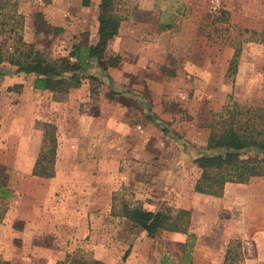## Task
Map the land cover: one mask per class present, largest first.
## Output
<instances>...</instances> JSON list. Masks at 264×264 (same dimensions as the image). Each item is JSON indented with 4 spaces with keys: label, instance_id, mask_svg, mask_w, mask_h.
<instances>
[{
    "label": "rangeland",
    "instance_id": "1",
    "mask_svg": "<svg viewBox=\"0 0 264 264\" xmlns=\"http://www.w3.org/2000/svg\"><path fill=\"white\" fill-rule=\"evenodd\" d=\"M83 1L0 0L1 51L12 52V26L46 60L76 64L70 53L96 43L100 15V0ZM118 8L109 62L86 60L67 93L34 89V74L0 64V264H225L228 247L236 257L227 264H264V177L224 200L194 190L193 163L216 154L207 141L227 104L264 110V41L252 35L263 29L264 0ZM52 141V176L33 175ZM258 194L259 210L250 203ZM163 204L189 211L187 234L148 238L123 217L125 205ZM238 231L243 239H230Z\"/></svg>",
    "mask_w": 264,
    "mask_h": 264
},
{
    "label": "trees",
    "instance_id": "2",
    "mask_svg": "<svg viewBox=\"0 0 264 264\" xmlns=\"http://www.w3.org/2000/svg\"><path fill=\"white\" fill-rule=\"evenodd\" d=\"M121 1L100 0L97 41L93 46L85 48L84 55L79 52V48L70 53V58H74L77 65L67 60L59 62L46 60L40 52L25 43L12 26L8 31L9 38L13 41L12 52L0 49V64L7 62L15 66L17 72L34 74L33 87L37 90L52 89L67 93L69 89L79 87L80 79L75 72L85 67L86 60L97 59L100 67H105L109 62L105 59V51L108 44L115 38L122 20L118 8ZM82 6H87L86 0L83 1ZM2 8L3 5H0V16H2ZM5 25L6 23H2V26ZM252 35H257L261 41H264V24L260 33L252 32ZM238 55L239 50L236 49L230 64L232 72L235 70ZM65 73H72V75L60 78ZM217 118L215 129L212 130L207 141V150L216 154L198 157L193 161L201 171L194 190L199 194L221 197L224 186L228 183L247 184L251 179L264 177V110L236 103L227 104ZM52 144L51 148L49 147L50 159L48 160L44 156L46 145L41 147L39 157L34 164L33 175L52 176V173H45L47 169L53 170L56 146L54 141ZM167 206L163 204L157 212H150L138 206L130 208L125 205L123 217L133 226L144 231L148 238H154L159 231L187 234L190 225L189 211L174 210ZM235 257L236 255L228 247L225 264L229 260L232 263ZM185 260V263L189 262L188 257ZM58 264L103 263L94 260L80 261L69 257L68 260Z\"/></svg>",
    "mask_w": 264,
    "mask_h": 264
},
{
    "label": "crops",
    "instance_id": "3",
    "mask_svg": "<svg viewBox=\"0 0 264 264\" xmlns=\"http://www.w3.org/2000/svg\"><path fill=\"white\" fill-rule=\"evenodd\" d=\"M252 180H255V179H252ZM243 187H247L246 186V184H226L225 186H224V190H223V196H224V200L225 199H227L228 197H229V192L230 191H233V190H235L236 188L238 189V188H243ZM254 190V189H253ZM257 190V189H256ZM252 191V190H251ZM256 194H257V192H256ZM260 194H258V195H254V196H252V198H251V200H250V203L251 204H253L254 205V207L255 208H257L258 210L259 209H261V199H260ZM247 232V230H245L244 231V229H243V235L244 236H246V233ZM242 235V233L240 232L239 233V231H238V233H232V235L230 236V239H243V236ZM229 243V241L227 240V242H226V245L225 246H227V244ZM224 246V247H225Z\"/></svg>",
    "mask_w": 264,
    "mask_h": 264
}]
</instances>
